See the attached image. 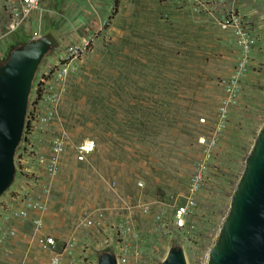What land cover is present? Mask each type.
Returning <instances> with one entry per match:
<instances>
[{
  "label": "rangeland",
  "instance_id": "obj_1",
  "mask_svg": "<svg viewBox=\"0 0 264 264\" xmlns=\"http://www.w3.org/2000/svg\"><path fill=\"white\" fill-rule=\"evenodd\" d=\"M2 6L0 63L37 26L65 40L32 78L0 195V264H96L102 251L159 264L173 244L186 264H204L264 118V0H119L115 11L113 0H40L7 34ZM87 138L94 150L78 160Z\"/></svg>",
  "mask_w": 264,
  "mask_h": 264
},
{
  "label": "water",
  "instance_id": "obj_2",
  "mask_svg": "<svg viewBox=\"0 0 264 264\" xmlns=\"http://www.w3.org/2000/svg\"><path fill=\"white\" fill-rule=\"evenodd\" d=\"M64 40L49 25L35 37L24 36L0 63V195L14 179L13 156L36 67L50 48ZM96 264H117V260L109 251H102ZM159 264H186L182 245H170ZM204 264H264V118L244 155Z\"/></svg>",
  "mask_w": 264,
  "mask_h": 264
},
{
  "label": "built area",
  "instance_id": "obj_3",
  "mask_svg": "<svg viewBox=\"0 0 264 264\" xmlns=\"http://www.w3.org/2000/svg\"><path fill=\"white\" fill-rule=\"evenodd\" d=\"M4 4L2 6L3 13L5 15V23H4V29L5 34L17 30L19 28H24L25 24L30 19L31 15L34 14L37 10L40 9L39 2L40 0H1ZM233 19V17H228L223 23L222 27L230 26V21ZM233 23H231L232 26ZM234 28H236V24H233ZM29 29V26H28ZM41 31L40 27L35 28L29 32V35L35 37L39 34ZM235 34L237 37V43L242 48V51L246 52L248 50V39L244 38L240 29H235ZM251 40V39H250ZM72 53L76 52V49L70 50ZM242 61V60H240ZM240 76V69L234 68L231 71L230 76L227 78L225 82L226 91L229 93L232 88L237 84L238 77ZM226 104V100L223 102ZM224 105H221L220 109L224 110ZM201 121H203L201 119ZM199 143L204 144L206 146H209L211 140H208L204 137L199 139ZM61 142L55 141L52 150L47 157V171L50 175L55 174V164L57 161V156L61 151ZM94 141L90 138L82 140L77 146H76V153L75 156L78 160H83L87 154L92 152L94 150ZM40 161L43 162V158ZM186 213L185 206H179L175 210V224L178 227L183 226L184 224V214Z\"/></svg>",
  "mask_w": 264,
  "mask_h": 264
},
{
  "label": "trees",
  "instance_id": "obj_4",
  "mask_svg": "<svg viewBox=\"0 0 264 264\" xmlns=\"http://www.w3.org/2000/svg\"><path fill=\"white\" fill-rule=\"evenodd\" d=\"M118 1H119V0H113V3H114L113 9H114V11H115L116 8H117ZM36 93H37V98H36V99H39L41 93H40L39 91H37Z\"/></svg>",
  "mask_w": 264,
  "mask_h": 264
},
{
  "label": "crops",
  "instance_id": "obj_5",
  "mask_svg": "<svg viewBox=\"0 0 264 264\" xmlns=\"http://www.w3.org/2000/svg\"><path fill=\"white\" fill-rule=\"evenodd\" d=\"M39 26H37L36 28H38Z\"/></svg>",
  "mask_w": 264,
  "mask_h": 264
}]
</instances>
